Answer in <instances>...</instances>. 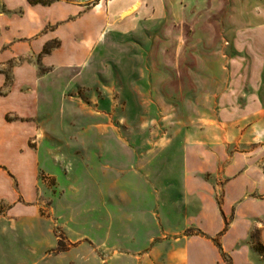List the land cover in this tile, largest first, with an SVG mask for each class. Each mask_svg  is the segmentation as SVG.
Segmentation results:
<instances>
[{"label": "rangeland", "instance_id": "1", "mask_svg": "<svg viewBox=\"0 0 264 264\" xmlns=\"http://www.w3.org/2000/svg\"><path fill=\"white\" fill-rule=\"evenodd\" d=\"M34 1L0 0V99L19 107L2 116L35 163H0V264H183L162 219L198 211L187 172L220 205L232 162L264 174V0L95 1L37 26L40 7L78 3ZM251 222L233 250L264 264V215Z\"/></svg>", "mask_w": 264, "mask_h": 264}, {"label": "crops", "instance_id": "2", "mask_svg": "<svg viewBox=\"0 0 264 264\" xmlns=\"http://www.w3.org/2000/svg\"><path fill=\"white\" fill-rule=\"evenodd\" d=\"M75 1L78 3L77 5L56 3L48 8L40 7L41 9L37 10L38 13L45 14L39 17L41 19H39L36 26L43 21L45 22L46 18L52 22L63 21L68 19L70 15L78 14L85 9V6L81 4L97 1L101 5L104 0ZM162 1L151 0L149 1V7L153 8L155 4H161ZM199 1L196 0V3ZM227 1V5L230 6L232 0ZM131 2L132 0H109L106 8H108L110 14L114 15L116 12L126 11L131 6ZM29 5L38 6L40 4L32 5L29 3ZM100 5L97 7H100ZM263 13L260 8H256L254 12L255 15ZM83 24L85 23L83 22ZM74 29L75 27L68 26L64 30L68 34L62 31L61 37L71 36ZM263 32L264 30L261 32L262 37L254 40L257 45H264ZM18 108V105L10 97L0 99V163L8 165L17 175H20L22 172L20 164L29 162L33 176L35 170L34 159L28 152L24 151L27 133L25 124L22 122H9L2 116L4 112L18 110ZM225 175L229 180L224 186V197L220 205L216 200L215 190L208 183L189 176V172H187L184 184L185 194L187 197L198 200V211L194 215L179 219L175 226L172 225V222H168L165 216L162 219L163 232L166 235L172 234L173 238L179 239L182 243L183 264H224L222 252L213 240L218 235L222 237V245L220 244V246L223 253L230 252V254H233L236 264H248V251L245 248L234 251L233 247L237 242L248 238L252 227L251 219L264 215V200L252 197L253 193L264 194V174L254 166H249L245 160V163L232 162V166L226 168ZM0 179L4 183L0 188V193L7 192L6 196L10 198L9 178L4 172L0 171ZM32 185L29 186L30 194ZM24 189L26 191L25 185ZM234 207L236 214L232 218ZM192 228L197 231L188 234V230ZM197 232L201 234H197ZM261 233L264 238V229Z\"/></svg>", "mask_w": 264, "mask_h": 264}, {"label": "trees", "instance_id": "3", "mask_svg": "<svg viewBox=\"0 0 264 264\" xmlns=\"http://www.w3.org/2000/svg\"><path fill=\"white\" fill-rule=\"evenodd\" d=\"M28 1H29V3L32 4V5H36V4H43V5H46V4H47V3H44V2H42V1H34V0H28ZM197 234H201V233H200V232H197ZM222 234H223V233H222ZM214 241H215V243L217 244L218 248L221 250V252H222V256L224 257V256H225V253H223L222 248H221L219 242H218L217 240H214ZM263 249H264V248H263Z\"/></svg>", "mask_w": 264, "mask_h": 264}]
</instances>
